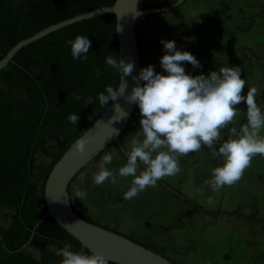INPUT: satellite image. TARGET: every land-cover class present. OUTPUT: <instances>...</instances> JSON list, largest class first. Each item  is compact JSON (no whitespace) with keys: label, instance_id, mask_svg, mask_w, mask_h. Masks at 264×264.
I'll list each match as a JSON object with an SVG mask.
<instances>
[{"label":"crops","instance_id":"0c3cea01","mask_svg":"<svg viewBox=\"0 0 264 264\" xmlns=\"http://www.w3.org/2000/svg\"><path fill=\"white\" fill-rule=\"evenodd\" d=\"M169 2L172 0H145V3L153 4L150 7ZM164 13L169 14L165 17L169 27L155 25L148 28L147 21L151 17L144 20L141 34L138 30L143 68L152 65L154 71L166 74L160 64L165 51L161 39L172 40L178 50L192 53L202 65L194 68L183 63L185 71L193 76L209 74L224 66L240 67L241 77L246 81L243 94L255 87L258 90L255 98L263 100L258 105L264 109V0H185L180 7ZM143 49L149 57L146 63ZM237 108L239 115L234 124L221 131V141L227 139L231 127L240 126L245 116L246 104L242 102ZM135 111L136 123L126 128L119 143L109 146L96 162L92 161L71 182L69 195L76 212L140 243L153 241L168 245L167 254L171 256L156 251L173 264H264L263 223L226 215L213 217L194 213L193 205L175 197L171 189L158 183L137 197L124 200V192L131 186V177H118L116 184L108 181L96 185L93 182L92 174L98 171L99 162L106 153L113 156L112 163L107 165L109 169L118 170L126 163L120 147L126 150L131 135L141 126L138 106ZM216 158L211 150L206 149L191 153L190 158L181 157V172L163 180L205 210L235 211L246 217L263 218L264 176L249 174L248 183L213 192L204 181L210 178L208 169ZM254 158L264 159L261 156ZM77 188L87 192L83 201L75 197ZM206 188V196H217V200L209 203L199 193L200 189ZM9 225L10 219L4 225L0 223L2 228Z\"/></svg>","mask_w":264,"mask_h":264},{"label":"trees","instance_id":"16d2710c","mask_svg":"<svg viewBox=\"0 0 264 264\" xmlns=\"http://www.w3.org/2000/svg\"><path fill=\"white\" fill-rule=\"evenodd\" d=\"M114 2L0 0V60L20 40L62 20ZM152 16L146 14L138 18L137 37L140 21ZM78 35L91 41L86 60L73 59L71 47L66 44ZM108 56L118 61L115 16L106 13L62 27L27 44L0 71V221L10 218L9 227L0 226V264H59L62 257L56 252L64 243L71 244L73 251L89 252L46 215L43 188L54 163L110 102L102 108L98 99L106 86L117 87L119 81L117 70L106 63ZM256 101L257 104L263 102L262 99ZM70 114L79 117L75 125L68 120ZM246 122L245 108L240 126ZM120 149L126 159L125 149ZM202 149L210 150L206 146ZM36 154L49 157L51 161L37 163ZM157 183L193 205L194 213L213 217L226 215L264 224V217L256 219L235 211L205 210L163 179ZM128 238L134 240L131 236ZM140 244L157 252L148 244ZM28 248L38 251L39 255L35 256ZM109 264L116 263L109 261Z\"/></svg>","mask_w":264,"mask_h":264},{"label":"clouds","instance_id":"9594fccd","mask_svg":"<svg viewBox=\"0 0 264 264\" xmlns=\"http://www.w3.org/2000/svg\"><path fill=\"white\" fill-rule=\"evenodd\" d=\"M161 43L165 51L160 64L166 74L154 71L152 65L142 68L133 79L144 83L134 85L127 96L129 103L139 107L141 126L131 135L125 150L126 163L118 170L109 169L107 165L112 163L113 156L106 153L99 162L98 171L92 174L96 185L108 181L116 184L118 177H131L124 200H131L155 187L159 180L179 174L180 158H190L191 153H199L205 146L222 161L211 169L210 178L204 181L213 192L237 184L251 166L252 159L257 155L264 157V111L257 104L255 87L243 94L246 81L241 77V68L224 66L207 75L193 76L185 71L183 63L202 67L196 57L188 51L178 50L172 40L161 39ZM66 44L71 47L73 59H87L91 41L86 36L78 35ZM105 59L107 65L120 74V80L134 70L131 61H117L112 56ZM126 90V81H122L119 88L106 86L105 91L98 94L100 105L104 108L110 100L116 101L123 96ZM242 102L246 104L247 122L239 128L231 127L227 139L217 148L221 131L234 124L239 115L237 105ZM115 111L118 115L112 120L127 116L119 104L115 105ZM68 120L75 125L79 117L70 114ZM92 140L91 136L79 135L72 148L73 156L82 155L86 143ZM86 196V191L75 190L77 199L83 201ZM56 255L62 257L59 264H109L110 261L99 249L88 253L73 251L68 243H64Z\"/></svg>","mask_w":264,"mask_h":264},{"label":"water","instance_id":"95a60500","mask_svg":"<svg viewBox=\"0 0 264 264\" xmlns=\"http://www.w3.org/2000/svg\"><path fill=\"white\" fill-rule=\"evenodd\" d=\"M184 2L185 0H174L165 5L141 9L139 0H115L110 6L96 8L62 20L20 40L0 60L1 71L22 47L51 32L100 14L109 13L115 16L118 60L122 59L125 62L131 61L134 63V70L130 76H122L120 80L119 74L117 88H119L122 81H126L127 90L116 101L110 100L99 117L82 133L86 137H93L92 141L86 143L85 152L78 157L72 154V148H74V143L78 137L54 163L45 180L43 195L47 208L46 215L51 216L63 230L80 242L88 251L99 249L110 258V262L116 264L173 263L163 255L144 247L127 236L86 220L73 209L69 195V185L73 178L102 151L112 144L119 143V136L127 128L128 122L135 111L137 105L129 103L127 96L134 85L144 83L142 80L133 79V77H138L140 70L143 68L136 35L138 18L146 14L155 15L175 10ZM116 104H119L121 109L127 113L125 118L112 120L113 116L118 115L115 111Z\"/></svg>","mask_w":264,"mask_h":264},{"label":"rangeland","instance_id":"374dc122","mask_svg":"<svg viewBox=\"0 0 264 264\" xmlns=\"http://www.w3.org/2000/svg\"><path fill=\"white\" fill-rule=\"evenodd\" d=\"M153 2L155 1V0H152ZM146 5H148V6H152L151 4H149V3H145V0H139V7L142 9V8H145L146 7ZM166 16H169V14L168 13H161V14H156V15H153L152 16V18L149 20V21H147L148 23V25H147V27L148 28H154L153 26H155L156 25V27H158V28H167V27H169V22H168V20L165 18ZM143 23H144V20L143 21H140V23L138 24V30H139V33L141 34V32H143ZM140 38H141V35H140ZM145 50L143 49V59H144V62L146 63L147 61H148V55L147 54H145V52H144ZM262 111H264V109L262 110ZM34 158L36 159V162L37 163H45V164H47V163H49L50 161H51V159L49 158V157H45V156H40V155H38V154H36L35 156H34ZM214 160H216V161H214V162H211L212 163V166L211 167H209L210 169H208L209 170V172L211 173V169L212 168H214V167H216L218 164H220V163H222V161L220 160V159H214ZM209 173V174H210ZM249 174H259L261 177L262 176H264V159H257V158H253L252 159V162H251V166L244 172V176H243V178L237 183V184H235V185H233V186H225V187H227L229 190L230 189H234V188H237V186H241V185H244L245 183H248V181H247V176L249 175ZM211 175V174H210ZM263 179H264V177H262ZM249 179V178H248ZM246 180V181H245ZM225 187H223V188H225ZM198 190V189H197ZM200 192V194H201V192H203V194H201V195H203V197H205V198H207V200L209 201V199H211V201H214V200H217L216 198H217V196L216 197H212V196H214V195H212V196H210V197H207L206 196V191H207V188H206V190L205 189H200L199 190ZM202 198V197H201ZM204 199V198H203ZM4 210V209H3ZM7 220L5 221L4 219H2L1 221H0V223L1 224H6V222L7 221H9V217L8 218H6ZM4 220V221H3ZM151 241V240H150ZM148 245H150L153 249H155V250H157L159 253H163V254H165L166 256H171L170 254H167L169 251H168V249H167V246L168 245H164V246H162V245H160V244H158V243H156V242H153V241H151L150 243H148ZM28 251L29 252H31V253H33L35 256H38L39 255V252L38 251H36V250H34L33 248H28Z\"/></svg>","mask_w":264,"mask_h":264},{"label":"built area","instance_id":"2783aa9c","mask_svg":"<svg viewBox=\"0 0 264 264\" xmlns=\"http://www.w3.org/2000/svg\"><path fill=\"white\" fill-rule=\"evenodd\" d=\"M136 115H137V112L134 111L133 114H132V116H131V118H130V120H129V122H128V126L127 127L134 126L135 125V123H136L135 122Z\"/></svg>","mask_w":264,"mask_h":264}]
</instances>
